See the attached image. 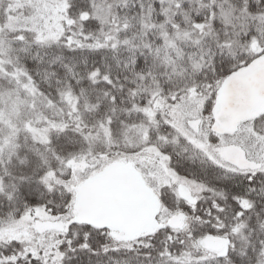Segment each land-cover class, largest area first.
<instances>
[{
  "label": "snow or ice",
  "instance_id": "snow-or-ice-1",
  "mask_svg": "<svg viewBox=\"0 0 264 264\" xmlns=\"http://www.w3.org/2000/svg\"><path fill=\"white\" fill-rule=\"evenodd\" d=\"M0 264H264V0H0Z\"/></svg>",
  "mask_w": 264,
  "mask_h": 264
}]
</instances>
